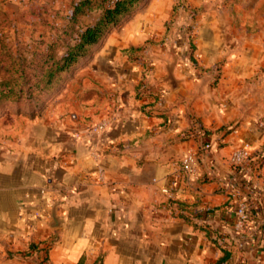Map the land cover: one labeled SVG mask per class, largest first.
<instances>
[{"label":"crops","instance_id":"crops-1","mask_svg":"<svg viewBox=\"0 0 264 264\" xmlns=\"http://www.w3.org/2000/svg\"><path fill=\"white\" fill-rule=\"evenodd\" d=\"M145 26L107 40L68 115L0 139V264H264V97L246 57L199 28L190 60L175 32ZM243 143L254 162L234 170ZM232 178L249 206L239 232Z\"/></svg>","mask_w":264,"mask_h":264},{"label":"rangeland","instance_id":"rangeland-1","mask_svg":"<svg viewBox=\"0 0 264 264\" xmlns=\"http://www.w3.org/2000/svg\"><path fill=\"white\" fill-rule=\"evenodd\" d=\"M115 1L0 0V139L12 142L17 135L38 132L48 118L68 115L81 102L79 91L94 72L96 57L105 54L103 45L124 33L135 35L130 31L137 24L175 32L187 44L190 60L199 28L218 49L238 45L247 61L246 83L264 97V0H142L109 25L76 63L56 69L80 32ZM224 63L212 66L210 86Z\"/></svg>","mask_w":264,"mask_h":264},{"label":"built area","instance_id":"built-area-1","mask_svg":"<svg viewBox=\"0 0 264 264\" xmlns=\"http://www.w3.org/2000/svg\"><path fill=\"white\" fill-rule=\"evenodd\" d=\"M106 122H101L94 127H92V130L101 132L104 127L106 126ZM205 150L209 149V145L205 144L203 146ZM261 160V157L257 160H255L254 167L257 168L259 166V162ZM231 164L233 166L234 170L240 169L243 165H245L248 162H254L252 159V156L250 154L249 149L247 148V144L243 143L240 146L236 147L235 150L231 154L230 158ZM182 171L190 176H197L198 174V165H197V159L196 156L193 153L186 154L184 158L182 159L181 163ZM103 179V170L97 169V180L102 181ZM245 186L252 191V187L250 186V180H244ZM238 187L239 184L236 182L235 179H231V181L227 184V190L229 192V196L232 199H237V205L235 209V220H234V229L236 232H239L243 227L247 220V213H248V201L245 198H239L238 195ZM166 194H170V189L164 188L162 190ZM41 194H44L45 192L41 190Z\"/></svg>","mask_w":264,"mask_h":264},{"label":"trees","instance_id":"trees-1","mask_svg":"<svg viewBox=\"0 0 264 264\" xmlns=\"http://www.w3.org/2000/svg\"><path fill=\"white\" fill-rule=\"evenodd\" d=\"M140 1L142 0H116L113 7L104 10L101 17L93 26L87 27L80 32L76 43L68 47L67 51L60 58L61 63L55 64L56 69L62 71L73 63H76L88 48L98 42L109 25L114 24L131 6ZM74 12H76V9ZM76 264H84L83 259L81 258Z\"/></svg>","mask_w":264,"mask_h":264}]
</instances>
